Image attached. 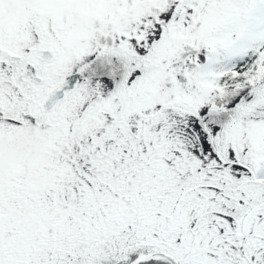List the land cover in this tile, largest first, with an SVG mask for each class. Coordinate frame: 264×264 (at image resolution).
I'll return each instance as SVG.
<instances>
[{
    "label": "snow or ice",
    "instance_id": "obj_1",
    "mask_svg": "<svg viewBox=\"0 0 264 264\" xmlns=\"http://www.w3.org/2000/svg\"><path fill=\"white\" fill-rule=\"evenodd\" d=\"M0 264H264V0H0Z\"/></svg>",
    "mask_w": 264,
    "mask_h": 264
}]
</instances>
